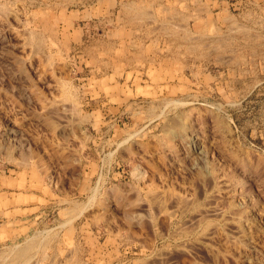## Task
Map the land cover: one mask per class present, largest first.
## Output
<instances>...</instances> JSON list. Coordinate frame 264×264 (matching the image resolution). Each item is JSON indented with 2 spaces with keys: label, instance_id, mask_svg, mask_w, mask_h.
I'll list each match as a JSON object with an SVG mask.
<instances>
[{
  "label": "rangeland",
  "instance_id": "rangeland-1",
  "mask_svg": "<svg viewBox=\"0 0 264 264\" xmlns=\"http://www.w3.org/2000/svg\"><path fill=\"white\" fill-rule=\"evenodd\" d=\"M239 1L0 0V264H264V11Z\"/></svg>",
  "mask_w": 264,
  "mask_h": 264
},
{
  "label": "bare ground",
  "instance_id": "bare-ground-1",
  "mask_svg": "<svg viewBox=\"0 0 264 264\" xmlns=\"http://www.w3.org/2000/svg\"><path fill=\"white\" fill-rule=\"evenodd\" d=\"M70 1H71V0H70ZM150 3H151V2H150ZM148 4H149V3H148ZM178 4H179V3H178ZM132 6H133V5H132ZM148 6H149V5H148ZM133 8H134V7H133ZM133 8H132V9H133ZM140 8H141V7H140ZM135 9H136V8H135ZM184 9H185V8H184ZM133 10H134V9H133ZM148 10H149V9H148ZM127 11H128V10H127ZM124 12H125V11H124ZM136 12H137V11H136ZM140 14H142V13H140ZM149 14H150V13H149ZM125 15H126V14H125ZM189 15H190V14H189ZM132 16H133V15H132ZM135 16H136V15H135ZM146 16H147V15H146ZM150 16H151V15H150ZM173 16H174V15H173ZM139 17H140V16H139ZM153 17H154V16H153ZM130 18H131V17H130ZM137 18H138V17H137ZM146 18H147V17H146ZM191 18H192V17H191ZM139 19H142V18H139ZM149 19H150V17H149ZM149 19H148V21H149ZM197 19H198V18H197ZM151 20H152V19H151ZM130 21H131V20H130ZM167 21H168V19H167ZM149 22H150V21H149ZM141 23H142V22H141ZM170 23H171V22H170ZM144 24H145V23H144ZM240 26H241V25H240ZM177 27H178V26H177ZM236 27H237V26H236ZM162 28H163V27H162ZM230 29H232V28H230ZM148 30H149V29H148ZM182 30H183V29H182ZM242 30H243V29H242ZM151 31H152V30H151ZM174 31H175V30H174ZM185 33H186V32H185ZM167 34H168V33H167ZM169 34H170V33H169ZM172 34H173V33H172ZM175 34H176V33H175ZM178 35H179V34H178ZM201 36H202V35H201ZM189 37H190V36H189ZM171 38H172V36H171ZM196 38H197V37H196ZM163 39H164V38H163ZM212 39H213V38H212ZM255 39H256V38H255ZM184 40H185V39H184ZM173 41H174V40H173ZM152 43H153V42H152ZM181 44H183V43H180V45H181ZM190 45H191V44H190ZM188 46H189V45H188ZM35 48H36V47H35ZM35 48H34V49H35ZM111 49H112V48H111ZM141 51H142V50H141ZM169 57H170V56H169ZM161 105H162V104H161ZM153 112H154V111H153ZM154 115H155V114H154ZM172 128H173V127H172ZM151 193H152V191H151ZM78 209H79V208H78ZM83 209H84V208H83ZM203 211H204V210H203ZM79 212H80V211H79ZM81 212H82V211H81ZM214 214H215V213H214ZM209 216H210V215H209ZM200 217H201V216H200ZM207 217H208V216H207ZM48 236H49V235H48ZM38 238H39V237H38ZM56 238H57V237H56ZM46 239H47V238H46ZM48 239H49V238H48ZM31 240H32V239H31ZM36 241H37V240H36ZM29 242H30V240H29ZM32 242H34V241H31V245L33 244ZM43 243H44V242H43ZM41 245H42V244H41ZM38 246H39V245H38ZM30 247L33 248V247H37V246H33V247H32V246H30V243H29L28 246H27V245L25 246V248H23V247H22L21 249L18 248V252H16L18 256L16 255V259H18V258H20V259H22V258H24V259L27 258L28 255H29L28 252L30 251ZM35 249H36V248H35ZM45 250H46V249H45ZM11 251H12V250H11ZM15 251H17V250L15 249ZM15 251H14V252H15ZM42 251H43V250H42ZM6 253H7V252H6ZM11 253H12V252H11ZM34 254H35V253H34ZM10 255H11V254H10ZM13 256H14V255H13ZM42 256H43V255H42ZM17 257H18V258H17ZM0 258H1V257H0ZM8 258H9V257H8ZM13 258H15V257H13ZM29 258H31V255L29 256ZM29 258H28V259H29ZM28 259H26V260H28ZM8 260H9V259H8ZM11 260H12V258H11ZM29 260H30V259H29ZM29 260H28V261H29ZM23 261H24V260H23ZM9 262H10V261H9ZM14 262H16V260L13 261V263H14ZM19 262H20V261H19ZM26 262H27V261H26ZM11 263H12V262H11ZM11 263H10V264H11ZM7 264H8V263H7ZM19 264H20V263H19ZM28 264H29V263H28Z\"/></svg>",
  "mask_w": 264,
  "mask_h": 264
},
{
  "label": "crops",
  "instance_id": "crops-1",
  "mask_svg": "<svg viewBox=\"0 0 264 264\" xmlns=\"http://www.w3.org/2000/svg\"><path fill=\"white\" fill-rule=\"evenodd\" d=\"M239 2L240 4H244L245 7L250 3V5H254L255 8H258V9L261 8L260 10L264 11V0H254V1L253 0H240ZM245 12L251 13V10H246ZM256 16L263 17V14H259L258 12H256Z\"/></svg>",
  "mask_w": 264,
  "mask_h": 264
}]
</instances>
